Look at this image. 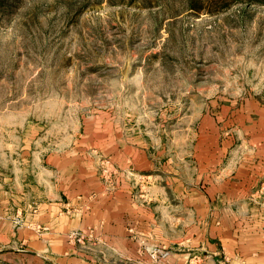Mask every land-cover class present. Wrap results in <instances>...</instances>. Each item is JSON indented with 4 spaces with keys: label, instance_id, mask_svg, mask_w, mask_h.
<instances>
[{
    "label": "rangeland",
    "instance_id": "obj_1",
    "mask_svg": "<svg viewBox=\"0 0 264 264\" xmlns=\"http://www.w3.org/2000/svg\"><path fill=\"white\" fill-rule=\"evenodd\" d=\"M263 156L264 0H0V264H123L83 222L102 190Z\"/></svg>",
    "mask_w": 264,
    "mask_h": 264
},
{
    "label": "crops",
    "instance_id": "obj_2",
    "mask_svg": "<svg viewBox=\"0 0 264 264\" xmlns=\"http://www.w3.org/2000/svg\"><path fill=\"white\" fill-rule=\"evenodd\" d=\"M196 165V182L175 179V186H154L155 197L147 206L125 204L117 196L121 207L115 209L102 190L83 216L86 228L102 229L90 244L112 248L123 264H159L150 254L154 247L170 249L160 264H264V156L239 161L224 157L214 163L203 159ZM247 197L250 204L244 202ZM244 206L261 216L253 212L246 219L238 217ZM127 225L135 229L134 238ZM142 240L152 247L141 246Z\"/></svg>",
    "mask_w": 264,
    "mask_h": 264
}]
</instances>
